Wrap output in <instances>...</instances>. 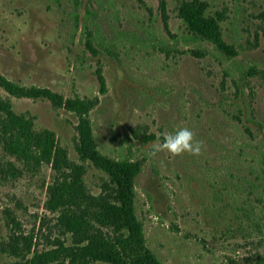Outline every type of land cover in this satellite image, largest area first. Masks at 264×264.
Listing matches in <instances>:
<instances>
[{"label":"rangeland","instance_id":"rangeland-1","mask_svg":"<svg viewBox=\"0 0 264 264\" xmlns=\"http://www.w3.org/2000/svg\"><path fill=\"white\" fill-rule=\"evenodd\" d=\"M184 1L166 0V25L159 0H0V74L95 102L99 149L141 163L136 209L163 264H254L264 253V76L250 70H264V0H202L221 18L231 57L190 34ZM239 88L255 110L250 132ZM0 95L35 129L55 132L70 161L85 167L87 195L106 193L108 176L76 150V115L2 86ZM182 127L202 142L201 155H151L163 133ZM58 176L45 161L6 151L0 137V264L72 244L63 211L50 204Z\"/></svg>","mask_w":264,"mask_h":264},{"label":"trees","instance_id":"trees-1","mask_svg":"<svg viewBox=\"0 0 264 264\" xmlns=\"http://www.w3.org/2000/svg\"><path fill=\"white\" fill-rule=\"evenodd\" d=\"M82 1L79 0L78 3ZM159 2L167 25V2ZM207 9L208 5L202 0H188L179 6V15L191 35L212 43L218 51L230 57L235 56L237 52L234 47L223 38L221 18L210 15ZM86 13L92 18L95 16L91 5L86 6ZM87 45L96 53V47L91 40ZM250 73L264 76V70L254 67ZM99 79L104 87L105 80L101 74ZM0 86L11 96L46 99L55 107H62L76 115L78 154L83 161H89L102 170L109 179L105 194L87 195L85 167L70 161L67 150L58 144L55 132L35 129L30 119L16 114L12 104L0 95V137L6 151L20 157L36 159L40 163L45 161L59 174L51 188L50 204L54 209L63 211L62 219L67 234L72 238V244L60 242L57 248L43 253H33L29 244L28 253L33 255H24L23 260L13 264H65L66 261L68 264H163L147 245L144 224L136 209V179L141 171V163L115 159L99 149L90 117L95 102L79 97L64 98L49 88L24 86L1 74ZM242 91L240 88L236 91V100L241 119L247 132H250V124L258 122L254 118L255 110L251 100L246 99ZM262 173L261 186L264 187V166ZM85 195L90 201L82 208L79 201ZM254 264H264V253L257 257Z\"/></svg>","mask_w":264,"mask_h":264},{"label":"clouds","instance_id":"clouds-1","mask_svg":"<svg viewBox=\"0 0 264 264\" xmlns=\"http://www.w3.org/2000/svg\"><path fill=\"white\" fill-rule=\"evenodd\" d=\"M152 147L151 155L166 151L172 156H180L184 153L199 156L203 150L202 142L196 140L194 132L187 127H182L172 133H163L162 141L158 139Z\"/></svg>","mask_w":264,"mask_h":264}]
</instances>
